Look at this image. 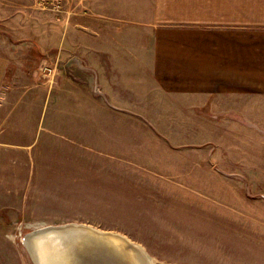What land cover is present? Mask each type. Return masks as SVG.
Segmentation results:
<instances>
[{
    "label": "rangeland",
    "instance_id": "1",
    "mask_svg": "<svg viewBox=\"0 0 264 264\" xmlns=\"http://www.w3.org/2000/svg\"><path fill=\"white\" fill-rule=\"evenodd\" d=\"M90 1L0 0L18 61L0 128V264H32L24 237L64 224L123 235L156 264H264V95L174 102L133 58L134 25L87 31Z\"/></svg>",
    "mask_w": 264,
    "mask_h": 264
},
{
    "label": "crops",
    "instance_id": "2",
    "mask_svg": "<svg viewBox=\"0 0 264 264\" xmlns=\"http://www.w3.org/2000/svg\"><path fill=\"white\" fill-rule=\"evenodd\" d=\"M91 1L87 31L106 30L109 22L134 25L139 56L133 58L138 63L148 60L156 88L166 97L182 98L174 102L195 107L212 98L211 103L227 106L237 105L239 97L264 95V0ZM146 47L148 58H142ZM13 61V45L0 39V128L7 95L18 90L12 91Z\"/></svg>",
    "mask_w": 264,
    "mask_h": 264
},
{
    "label": "water",
    "instance_id": "3",
    "mask_svg": "<svg viewBox=\"0 0 264 264\" xmlns=\"http://www.w3.org/2000/svg\"><path fill=\"white\" fill-rule=\"evenodd\" d=\"M25 237L32 264H156L125 236L82 224L42 227Z\"/></svg>",
    "mask_w": 264,
    "mask_h": 264
},
{
    "label": "bare ground",
    "instance_id": "4",
    "mask_svg": "<svg viewBox=\"0 0 264 264\" xmlns=\"http://www.w3.org/2000/svg\"><path fill=\"white\" fill-rule=\"evenodd\" d=\"M26 237H24V239H23V242H22V245H23V247H24V249H25V251H26ZM138 246H140V245H138ZM141 247V246H140ZM142 248V247H141ZM27 252V251H26ZM28 254V253H27ZM150 257V256H149ZM153 261V260H152ZM154 262V261H153Z\"/></svg>",
    "mask_w": 264,
    "mask_h": 264
}]
</instances>
